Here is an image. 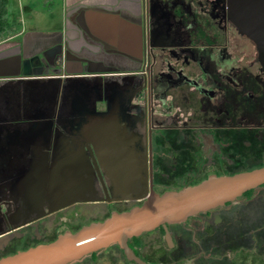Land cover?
I'll use <instances>...</instances> for the list:
<instances>
[{
	"label": "flooded vegetation",
	"instance_id": "1",
	"mask_svg": "<svg viewBox=\"0 0 264 264\" xmlns=\"http://www.w3.org/2000/svg\"><path fill=\"white\" fill-rule=\"evenodd\" d=\"M151 2L134 69L0 77V259L152 191L264 166V0ZM128 247L66 264H264V184Z\"/></svg>",
	"mask_w": 264,
	"mask_h": 264
},
{
	"label": "crops",
	"instance_id": "2",
	"mask_svg": "<svg viewBox=\"0 0 264 264\" xmlns=\"http://www.w3.org/2000/svg\"><path fill=\"white\" fill-rule=\"evenodd\" d=\"M15 4L9 0L8 18L17 29L0 41V77L13 75L24 65L56 63L77 75L140 64L136 55L142 0H26L25 5L18 0L24 14L10 16ZM36 10L49 15L42 28L37 27Z\"/></svg>",
	"mask_w": 264,
	"mask_h": 264
},
{
	"label": "water",
	"instance_id": "3",
	"mask_svg": "<svg viewBox=\"0 0 264 264\" xmlns=\"http://www.w3.org/2000/svg\"><path fill=\"white\" fill-rule=\"evenodd\" d=\"M151 3V0H142L141 33L149 40L155 32L151 23ZM41 122L45 120L33 123L36 126ZM263 184L264 166H261L231 175L214 174L180 190L162 194L152 191L142 205L115 212L106 220L87 225L77 232L63 233L50 243L3 257L0 264H66L115 242L124 247L130 257H134L128 247L130 237L155 229L161 224L182 222L191 215L236 200Z\"/></svg>",
	"mask_w": 264,
	"mask_h": 264
},
{
	"label": "trees",
	"instance_id": "4",
	"mask_svg": "<svg viewBox=\"0 0 264 264\" xmlns=\"http://www.w3.org/2000/svg\"><path fill=\"white\" fill-rule=\"evenodd\" d=\"M8 3L9 0H0V41L17 29L9 21Z\"/></svg>",
	"mask_w": 264,
	"mask_h": 264
},
{
	"label": "rangeland",
	"instance_id": "5",
	"mask_svg": "<svg viewBox=\"0 0 264 264\" xmlns=\"http://www.w3.org/2000/svg\"><path fill=\"white\" fill-rule=\"evenodd\" d=\"M22 2V1H21ZM18 3V0H16V4L14 5V6H12V9H14L15 11H13L11 14H10V16H13V15H22V14H24V9L19 5V4H17ZM26 4V0H24V5ZM22 5H23V2H22ZM27 11V10H26ZM35 13H37V15H36V19H38V22L36 23L37 25H39V26H37V27H41V25H45V23H44V21H45V18H49V15H47V17H44L45 16V14L44 13H42L41 12V14H38V10H36L35 11ZM40 13V12H39ZM43 15V16H42ZM11 19H12V17H11ZM42 28V27H41ZM261 189V188H260ZM260 189H258V190H260ZM263 190V189H262Z\"/></svg>",
	"mask_w": 264,
	"mask_h": 264
}]
</instances>
